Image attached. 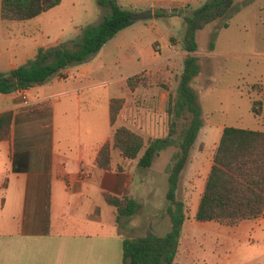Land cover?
<instances>
[{"label":"rangeland","instance_id":"obj_1","mask_svg":"<svg viewBox=\"0 0 264 264\" xmlns=\"http://www.w3.org/2000/svg\"><path fill=\"white\" fill-rule=\"evenodd\" d=\"M83 1L84 5L62 0L60 5L23 21L0 18V43L5 46L13 42L22 45L26 50L34 48L35 52L38 48L44 49L57 44L73 48L83 30L89 25L96 24L99 12L93 0ZM148 1L120 0V3L122 7L138 13L137 11L148 7ZM205 1L208 0H203ZM198 5L200 4H195L194 7H199ZM190 8L173 7L170 9L172 15L141 19L138 23L141 26L140 31L131 32L127 27L118 31L114 39L108 43H121V45L111 48L108 52H106L108 47L104 48L105 54L97 59V63L92 67L96 69L95 79L99 78V81L104 82L111 79L109 88H113L111 93L115 94L122 93V87L127 94L137 88L136 95L148 96L153 100V102L150 99L143 100V105L151 106L155 112L163 109L166 112L168 93L170 92L173 97L176 95L183 59L181 54H176L171 56L168 64L166 61L159 62L158 58L170 50L169 37L174 38L176 48L178 47L176 51L182 50L180 49L184 29L182 16L189 14ZM156 10L166 9L157 7ZM64 37L71 38L67 40ZM196 42L197 50L194 54L198 57L199 72L190 84L197 96L203 125L197 133L188 160L180 174L177 196L183 197L187 216L181 226L178 256L172 263L264 264V216L242 220L238 225L194 219L195 201L202 191L206 172L211 164L212 152L222 128L224 126L257 127L264 130V115L258 119L251 110L254 99H264V0H234L224 17L196 32ZM211 42L213 48L209 49ZM90 63L92 62L89 61ZM135 73H141V80L131 91L126 86V78ZM61 74V78L66 76L64 73ZM52 79L50 77L44 83ZM55 84L62 86L61 83ZM162 92L166 95L161 109ZM107 93L108 88L102 86H95L90 90L87 111L83 112L80 123L84 141L93 142V139L103 137L111 131L105 113L104 99ZM97 96L98 100L95 99ZM21 99L22 94L19 96V100ZM1 105L0 100V107ZM33 105L35 104L23 103L21 109ZM166 116L163 124L159 122L158 132L167 130L170 118L167 113ZM176 121V131L179 133L186 120L181 116L176 118ZM115 122L112 125L114 128ZM71 125L66 115L58 112L56 131L62 142L67 128ZM133 127L139 129L133 128L144 139L150 138V130L143 131V128L137 124ZM175 150V147L162 150L154 157L149 168H140L135 161L131 162L135 164L134 180L144 179V184L139 189L141 192L139 201L145 202L143 206H139L133 216L128 217L129 223L136 226L133 231L134 237L149 233L164 235L170 230L171 222L165 213L166 199L163 196V191L167 188V180L163 179L162 169L170 165ZM1 159L7 160L5 153ZM119 159L115 151L113 162ZM152 182L153 191L148 196ZM56 196H59L58 192ZM73 201H77L76 196L70 198V202ZM86 207L87 205L84 204L73 214H69L72 209L67 208L68 215L63 217L67 225L64 229H59L62 232H69L72 229L87 233L97 231L108 233L115 230L110 224L97 225L88 221L85 215ZM103 217L105 220L108 218L106 215Z\"/></svg>","mask_w":264,"mask_h":264},{"label":"trees","instance_id":"obj_2","mask_svg":"<svg viewBox=\"0 0 264 264\" xmlns=\"http://www.w3.org/2000/svg\"><path fill=\"white\" fill-rule=\"evenodd\" d=\"M61 0H0L2 20L23 21L36 17L59 4ZM108 11L99 23L87 26L73 48L60 44L38 48L24 64L0 72V93H13L18 89L43 83L70 65L84 62L99 51L105 42L134 22V12L122 7L117 0H96ZM234 0H208L183 15L184 29L181 48L186 51L179 76L176 95L168 93L166 113L170 118L167 133L160 137H144L125 125L113 128L111 137L100 147L94 164L103 170H121L114 165L113 153L120 158L135 161L140 168H148L162 150L175 147L172 161L166 167L167 189L165 213L170 219V230L164 235L149 233L139 237H125L122 241V264H172L179 245L181 226L186 218L184 203L177 196L180 174L183 170L197 133L203 125L197 96L191 87L192 79L199 72L196 32L205 25L224 17ZM167 10H156L153 16L172 15ZM226 26L227 23L225 22ZM213 43L209 44V49ZM141 73L126 78V86L134 90ZM125 99L113 97L109 101V123L118 117ZM262 99H254L251 110L261 115ZM186 122L177 133L176 118ZM13 133L10 154L11 171H47L50 162L51 108L47 102L37 103L14 112H0V141L9 140ZM177 133V134H176ZM5 187V182L3 183ZM105 202L114 207L115 221L121 216H131L139 204L130 197L129 188L122 194L103 193ZM48 191L45 197L43 220L48 221ZM264 216V130L224 126L212 152L211 164L206 175L194 214L197 221H216L235 225L242 220Z\"/></svg>","mask_w":264,"mask_h":264},{"label":"crops","instance_id":"obj_3","mask_svg":"<svg viewBox=\"0 0 264 264\" xmlns=\"http://www.w3.org/2000/svg\"><path fill=\"white\" fill-rule=\"evenodd\" d=\"M61 2L62 0L56 6ZM70 2L85 4L83 0H70ZM117 2L122 5L120 0ZM93 3L98 7L96 23H99L107 14V10L100 7L96 0H93ZM202 3L203 0H149L148 7L137 12L150 9L153 16L157 7L170 11L173 7L187 6L192 10L195 4L201 5ZM139 21L141 19H134L127 29H130L131 32L140 31ZM130 31L128 30V32ZM64 38L70 40L71 37ZM169 38L168 48L170 50L158 58L159 62L166 61L168 64L171 56L181 54L182 59L186 56V51H176L178 47L176 48L174 38ZM112 39L114 37L105 42L87 62L67 66L59 72V75H54L51 81L42 84L35 83L13 93H0L2 101L0 112L8 109H12L16 113L19 112L23 105L22 99L19 100L21 94H24L27 103L47 102L51 108L50 162L47 171L12 172L10 154L13 146V133L9 140L0 141V158L4 153L7 158V160H0V264H122L123 238L134 237L133 231L136 226L129 223L128 217L130 216H121L118 221H115L114 207L105 202L103 193L120 195L124 188L128 187L130 197L135 199L141 207L145 202L139 201L141 199L139 189L144 184V179L134 180L136 172L135 164L131 163L132 160L120 158L119 161H116L114 164H119L122 168L118 171L103 170L95 166L94 159L102 144L110 139L114 127L110 125L111 131L103 137L93 139V142L84 141L80 125L82 115L87 111L90 90L95 86H102L108 88L104 99L108 122L110 99L113 97L125 99L115 127L125 125L133 129V125L137 124L143 128V131H151L150 138L160 137L164 136L167 130L158 132V124L159 122L163 124L167 116L164 109L155 112L151 106L143 105V100L149 101L148 99H150L152 102L153 100L148 96L136 95L137 88L127 94L125 88L122 87L123 92L115 94L111 93L113 88H109L111 79L105 82L99 81V78L95 79L96 69L92 67L97 63V59L105 54L104 48L108 47L106 49L108 52L111 48L121 45V43H108ZM35 53L34 48L26 50L22 45L13 42L5 46L0 43V72L8 73L11 69L24 64ZM89 61L92 63L89 64ZM61 73L66 76L59 77ZM56 82L61 83L62 86L59 87L55 84ZM165 95V92L161 93V109L164 105ZM95 99L98 100L99 97L97 96ZM58 112L65 114L66 119L72 123L64 134V142L61 141L56 131ZM263 115L264 99L261 115L257 116L258 119ZM134 129L139 130L138 128ZM249 129L263 130L257 127ZM209 168L210 166L208 170ZM162 176L167 180L166 166L162 169ZM4 182L5 187H3ZM166 189L163 191L164 198ZM47 191L49 198L48 221L45 222L43 215ZM152 191L153 182L147 195L152 194ZM57 192L59 196H56ZM73 196H76L77 201L70 202V198ZM148 196H146L147 201ZM178 198L183 201V197ZM199 198H196L195 201V211ZM84 204L87 205L85 215L88 221L97 225L107 223L115 230L108 233L103 231L76 232L72 229L69 232H62L59 228L64 229V226L67 225L63 219L68 215L66 209H72L69 214H73L79 211ZM55 215L58 217H54ZM103 215L108 216L107 220ZM177 256L176 254L175 259Z\"/></svg>","mask_w":264,"mask_h":264},{"label":"water","instance_id":"obj_4","mask_svg":"<svg viewBox=\"0 0 264 264\" xmlns=\"http://www.w3.org/2000/svg\"><path fill=\"white\" fill-rule=\"evenodd\" d=\"M151 16H152V11L150 9L133 14L134 19H144Z\"/></svg>","mask_w":264,"mask_h":264},{"label":"built area","instance_id":"obj_5","mask_svg":"<svg viewBox=\"0 0 264 264\" xmlns=\"http://www.w3.org/2000/svg\"><path fill=\"white\" fill-rule=\"evenodd\" d=\"M58 75H59V73H58ZM61 75H62V74H60L59 77H61ZM22 101H23V103H27V101H26V97L24 96V94H22ZM84 174H85V173H84Z\"/></svg>","mask_w":264,"mask_h":264}]
</instances>
